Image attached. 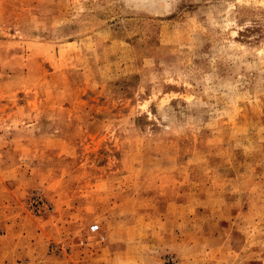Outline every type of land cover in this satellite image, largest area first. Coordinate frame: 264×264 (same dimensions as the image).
<instances>
[{"label":"rangeland","instance_id":"374dc122","mask_svg":"<svg viewBox=\"0 0 264 264\" xmlns=\"http://www.w3.org/2000/svg\"><path fill=\"white\" fill-rule=\"evenodd\" d=\"M0 264H264V0H0Z\"/></svg>","mask_w":264,"mask_h":264}]
</instances>
